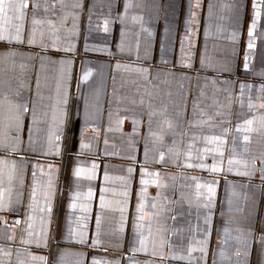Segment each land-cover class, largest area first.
<instances>
[{"label": "crops", "instance_id": "1", "mask_svg": "<svg viewBox=\"0 0 264 264\" xmlns=\"http://www.w3.org/2000/svg\"><path fill=\"white\" fill-rule=\"evenodd\" d=\"M13 2L0 264H264V0Z\"/></svg>", "mask_w": 264, "mask_h": 264}, {"label": "snow or ice", "instance_id": "2", "mask_svg": "<svg viewBox=\"0 0 264 264\" xmlns=\"http://www.w3.org/2000/svg\"><path fill=\"white\" fill-rule=\"evenodd\" d=\"M28 5L27 3H20V4H17V3H14L13 0H0V21L4 20V19H8V14L11 12V13H19V17L20 19H23V16H24V13L21 11V9L23 8H27ZM127 7L128 5L125 6L126 10H127ZM253 8L254 10L256 9V5L254 4L253 5ZM255 15L257 17H259L260 13L259 11H256L255 12ZM256 27V23L255 21L253 22L252 24V28L249 30V37H250V40H249V43H248V49L251 50L253 48V44H252V40L251 38L253 37V30L255 29ZM105 30H107V28L105 27ZM3 39H6L5 35H4V29L2 26H0V40H3ZM7 39L11 42V37H7ZM16 39L17 41H20V35H19V29L17 30V36H16ZM248 55L245 56V70L247 71L248 70ZM87 78V75L85 76V79ZM243 85H241V91H243ZM261 91H264V88L261 89ZM254 105H252L251 103H249V107H253ZM261 107H264V105H261ZM26 110V109H25ZM247 123H251V121H247ZM237 131H240V128L238 127L237 128ZM245 139H247V137H245ZM147 155V153H146ZM161 160H163V156L161 157ZM231 163V161H230ZM93 167L95 168V165H93ZM213 171H215V167L212 169ZM132 170L129 169V172H131ZM81 172V169H76V175H79ZM246 174V173H245ZM158 175V174H157ZM105 179H107V176L105 177ZM261 179L262 181H264V170H262V174H261ZM142 183H144V181L142 180ZM209 193L212 192V188L209 187L208 189ZM101 204L103 206V200H101ZM143 205H139L138 206V210L140 208H142ZM49 212H51V208H48L47 209ZM140 219H143V216L140 217ZM139 227V226H137ZM97 229L99 230V219H97ZM144 241L141 240V244L143 245ZM261 243L262 245H264V238H261ZM93 264H96L95 261H93Z\"/></svg>", "mask_w": 264, "mask_h": 264}]
</instances>
